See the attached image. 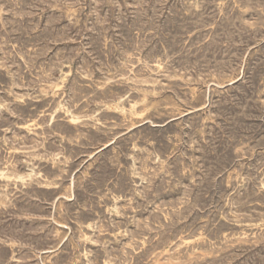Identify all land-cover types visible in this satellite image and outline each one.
I'll return each instance as SVG.
<instances>
[{"label": "rangeland", "instance_id": "obj_1", "mask_svg": "<svg viewBox=\"0 0 264 264\" xmlns=\"http://www.w3.org/2000/svg\"><path fill=\"white\" fill-rule=\"evenodd\" d=\"M0 264H264V0H0Z\"/></svg>", "mask_w": 264, "mask_h": 264}, {"label": "bare ground", "instance_id": "obj_2", "mask_svg": "<svg viewBox=\"0 0 264 264\" xmlns=\"http://www.w3.org/2000/svg\"><path fill=\"white\" fill-rule=\"evenodd\" d=\"M216 84H217V83H216ZM198 90H199V89H198ZM2 103H3V102H2ZM8 152H9V151H8ZM5 177H6V176H5ZM5 177H4V178H5ZM123 232H124V231H123ZM84 233H85V232H84ZM142 247H143V246H142Z\"/></svg>", "mask_w": 264, "mask_h": 264}]
</instances>
